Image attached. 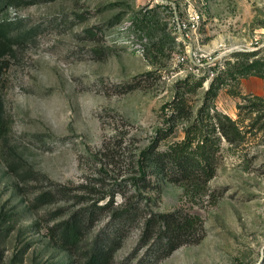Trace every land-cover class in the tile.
<instances>
[{"label":"rangeland","instance_id":"rangeland-1","mask_svg":"<svg viewBox=\"0 0 264 264\" xmlns=\"http://www.w3.org/2000/svg\"><path fill=\"white\" fill-rule=\"evenodd\" d=\"M192 13L199 19L188 36L177 28ZM143 14L146 22L133 23ZM2 31L12 46L0 47L9 123L0 140V264H71L49 227L107 202L136 206L141 218L172 211L201 218L197 236L156 264H264L263 121L252 127L242 113L244 139L233 147L222 141L215 174L200 189L148 165L142 176L140 167L147 148L182 139L198 115L205 122L199 109L224 59L238 50L264 56V0H0ZM239 82L214 100L234 119L239 104L250 103L243 97L264 103V77ZM177 93L182 116L168 106ZM54 189L64 193L35 205L37 193ZM110 214L99 213L90 239L110 227ZM141 226L125 232L116 263L153 257L140 245Z\"/></svg>","mask_w":264,"mask_h":264},{"label":"trees","instance_id":"trees-1","mask_svg":"<svg viewBox=\"0 0 264 264\" xmlns=\"http://www.w3.org/2000/svg\"><path fill=\"white\" fill-rule=\"evenodd\" d=\"M12 1L7 0L10 4ZM146 14L138 16L137 24L147 21ZM0 34V47L11 49L6 33ZM2 36L4 39L2 41ZM250 75L264 77V56L258 55V50H238L230 58L224 59L205 90V98L199 109V114L205 109V122L196 116L184 129V136L180 140L169 142L165 148H147L142 153L141 173L145 176L148 166L168 181L180 184L186 188L204 186L215 174L217 158L225 140L231 147L241 143L244 139L242 129V113L253 117L252 127L262 121L264 127V103L243 97L249 104H239V117L234 119L230 115L219 111L214 102L219 89L229 81L240 83V79ZM205 77L198 78L197 86H202ZM234 95H241L239 91H232ZM180 95V96H178ZM262 100V98H257ZM184 97L177 93V97L168 106L179 114L184 115L186 106ZM255 113V116L252 114ZM250 129L249 131H251ZM9 131V123L3 113V101L0 96V140ZM56 193L63 194L61 189H54L37 193L34 196L35 205H43L54 199ZM112 202L102 205L96 203L79 207L48 229L50 239L60 248L74 257L81 249L84 256L80 264H125L115 262V253L122 245L125 232L136 222H141V247L148 246L153 257H144L136 264H156L163 257L169 255L179 245L194 239L202 226L201 218L195 214H182L180 211L149 212L141 218L139 209L133 205L113 206ZM60 210L66 206L59 207ZM110 214V227L90 239L88 233L93 230L99 213ZM61 214L57 215H62ZM65 213V212H64ZM57 216H52L55 219ZM90 239V240H89Z\"/></svg>","mask_w":264,"mask_h":264},{"label":"built area","instance_id":"built-area-1","mask_svg":"<svg viewBox=\"0 0 264 264\" xmlns=\"http://www.w3.org/2000/svg\"><path fill=\"white\" fill-rule=\"evenodd\" d=\"M199 15L192 13L190 16V21L189 22H183L182 25H178V30L186 32V34L189 36L190 34L193 35L197 28V23H198ZM192 21V22H191ZM183 59V58H182Z\"/></svg>","mask_w":264,"mask_h":264}]
</instances>
